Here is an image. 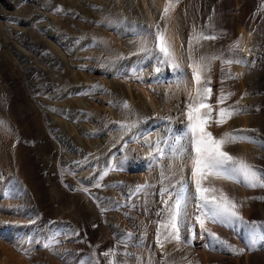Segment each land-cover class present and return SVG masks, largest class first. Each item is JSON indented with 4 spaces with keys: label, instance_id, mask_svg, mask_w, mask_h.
Returning a JSON list of instances; mask_svg holds the SVG:
<instances>
[{
    "label": "rangeland",
    "instance_id": "rangeland-1",
    "mask_svg": "<svg viewBox=\"0 0 264 264\" xmlns=\"http://www.w3.org/2000/svg\"><path fill=\"white\" fill-rule=\"evenodd\" d=\"M132 2L136 12L141 11L138 0H132ZM161 2L163 4V0ZM164 5L166 6L165 1ZM120 7H123V3H120ZM37 9L41 11L37 13ZM173 11H175L174 25L177 28V34L180 36L182 31V36L187 40L192 34L193 26H196L192 19V12H196L199 15L196 28L203 29L206 35L219 37L216 40L204 41L203 47L197 48L196 55H211L223 51L225 58L231 57L243 61L233 63L231 69H237L250 62L248 60L250 53L247 50L235 53L227 51L228 46L233 44L231 42L240 31L244 33L249 31V37L252 39L264 38V0L263 5L260 6L252 3L247 12L242 9V3L237 5L236 0H180ZM135 16L141 18L143 14L139 16L135 13L127 18L118 7L112 6V0H0V53L3 55V61L0 55V67L3 65L0 75L1 71H9V75L17 79L11 85L9 83L5 85V81H1L3 77L0 79V102H5V106L9 102L10 107L11 103L15 102L13 117H9L5 109L0 107V117L8 121L14 132V143L11 148L13 158L0 157V219L3 218L6 221L5 225L1 226L0 220V257L18 256L27 259L30 264H50V259L54 258L52 254L54 244L52 248L44 247V244L49 241L45 237L46 233L54 226L57 217L62 216L66 207L73 202L61 201V197L67 191V199H75V193L79 195V191H83L86 196L95 197L101 215L97 217L90 211L91 221L88 225L82 226L78 232H73L71 225L58 226L55 229L60 234L65 233L63 237L76 236L80 242L81 246L77 249L82 254L78 264H107L102 253L108 249H114L124 264H142L145 235L138 237L139 228L132 223L137 221V216L141 217L144 223L142 203H146L149 212L155 215L154 224L158 229V222L164 218L158 216V213L165 208L162 201L169 199V196L161 190L167 188L173 199L175 198L180 188L181 177H185L181 168L183 164H190V159L187 144L178 141L179 135H185L186 125L177 134L175 130L165 132L169 120L181 123L182 117L186 119L185 113L176 109V104L179 103L182 109L187 110L184 107V94L178 93L181 86L180 80L171 75L154 81L151 85V92L156 99L153 106L140 100L141 81L138 77L152 63L155 49L150 47L144 59L138 62L129 49L122 47L124 49L115 54L114 50L113 52L106 50L92 39L91 35L98 33L100 28L113 33V30H120V25L123 24L128 29H132L131 25L134 21L141 25V19H135ZM209 24L211 27H207ZM255 28L258 29L257 33ZM146 30L147 28L144 27L140 34L130 35L128 38L141 36ZM35 31H37V37H33ZM251 38L249 39L252 40ZM39 39H43L45 45ZM120 40L122 45L129 43L127 37L123 35ZM131 44L134 43L130 42L129 45ZM27 51L31 57L27 55ZM61 61H67L69 67L65 69ZM182 61L184 67L191 68L188 56ZM225 68H227L226 65ZM250 73H253L252 69ZM231 74L235 76L234 71H231ZM211 77L212 95L208 103L212 104L215 117L219 107L235 106L236 99L244 88L238 78H227V74L223 84L221 83L220 60L213 62ZM116 78L127 79L132 84L133 100L118 92L121 88ZM220 86L225 93H235L223 105L216 103L221 90ZM3 87L11 89L7 96ZM162 90L168 95V101L161 99ZM176 100L182 102H176ZM159 103L165 106L168 116L161 119L159 125H154L153 108L162 111ZM125 104L130 107H125ZM11 108L13 111V107ZM23 110L29 111L27 119ZM238 115L233 116L221 126L213 122L209 131L219 137L227 126L235 130L238 126L236 121ZM17 117L21 119V123L17 121ZM31 119L35 127L45 131V137H41L39 131H35L37 137H31V131H33V125H29ZM149 119H152V126L147 128ZM66 123H69V127L65 126ZM72 124L76 125L75 129L71 128ZM152 131L159 132L164 139L159 142L158 148L153 152L155 159L154 163L150 164L147 161L152 152L149 149L148 138ZM262 135L264 138V132ZM104 136L113 138L121 136L126 142L125 152L106 144L103 149L98 150L91 161L82 160L78 156L83 146L77 139ZM47 143L53 147L55 151L53 155L49 153L51 147H47ZM40 147L43 151H39ZM19 153L33 155L31 165L29 161L27 163L23 161V165H29V171L25 173L31 177V180L22 175ZM43 159L49 161L51 165L47 167L45 165L47 162ZM39 161L41 165L35 169ZM260 168H264V165ZM144 169H148L147 174L150 175L147 187L141 192H136L132 204L127 202V196L124 197V202L118 204L113 194L107 193V189L112 191L117 188L123 195L126 182L133 179L127 178L126 175H135L134 178H136L144 172ZM37 171H39V179H35ZM105 172L107 175H104ZM84 173H90L89 179L83 178ZM49 179H53V183ZM69 179L75 183H71ZM41 181H45L43 187L49 195L46 201L45 197L43 201L37 199L41 197L39 193L41 187H37V183L41 185ZM58 183L59 187H57ZM240 185L242 197L236 200L242 202L240 211L244 219L264 221V200L250 199L264 196V189H252L243 183ZM189 186L191 183L188 184L184 193L186 196L184 220L187 221L181 231L182 237L185 235L184 229L192 228L191 215L194 217L199 212V200L194 195L195 186L192 193L188 189ZM59 189H63V193H59ZM229 189L232 190L231 188L227 190ZM227 192L230 197L238 195L234 187L232 192ZM27 200H30L33 206L30 211L23 207L28 205ZM121 217L125 222L129 221L126 226H121ZM194 226L193 235L191 231L187 232L189 237H193L192 244L188 247L182 246V250H176L172 243H165L162 251L157 241L153 244V249L163 255L159 259V264H166L165 252L169 254L168 262L175 261L179 264L182 258L193 255L194 251H197L194 262L198 261V264H264V246H262L264 242L257 241L255 250H249L251 234L244 225L237 223L235 227H229L218 223H207L208 228L217 233L221 240L227 241L238 249H244L242 255L233 254L230 249L220 243H215L214 246L210 245V240L204 243L203 238L197 234V226ZM112 228L116 233L112 239H109L105 230ZM63 237H60L62 247L70 244L69 241L62 240ZM216 246L224 247L229 251L227 254L224 252L220 254L230 259L219 261L217 258L219 251L211 250V247ZM71 255L70 253L64 256L67 264L75 263L76 258ZM59 260L62 261L57 259ZM62 263L66 264L63 261Z\"/></svg>",
    "mask_w": 264,
    "mask_h": 264
},
{
    "label": "bare ground",
    "instance_id": "bare-ground-1",
    "mask_svg": "<svg viewBox=\"0 0 264 264\" xmlns=\"http://www.w3.org/2000/svg\"><path fill=\"white\" fill-rule=\"evenodd\" d=\"M164 1L166 4L167 0H163V4L161 0H138V2L140 3L139 6H141L140 7L141 11L136 12L132 0H125V1L124 0H112V6L118 7L120 12L123 13L127 18L129 16H133V14L135 13H137V15L139 16H142L143 14L141 18H138L137 16H135L136 17L135 19L137 18L141 19V25L137 24V21H134L132 22V25H131L132 29H128V27H126L125 24H123V25H120L121 26L120 30L118 31L113 30V33H110L107 30L100 28V31L98 33H93L91 36L94 42L102 45V47H104L106 50H111V52H113L114 50L115 54L120 53L121 49H124L122 47H125V49H129V52L132 53L133 57H136L138 62H141L144 59V55L146 54L148 49L150 47H153L155 49V55L152 58V63L149 65L147 70L144 73L139 74V77H138V79H140L141 81V86L139 87V94H140L141 102H145L147 105L151 104L153 106V102H155L156 99L154 97V94L151 92L152 83L154 81H157L159 79L172 75L175 78L180 80L181 86H179L180 91H178V93L184 94V102H185L184 107L187 108V105L189 103V93L194 94L195 87H196L195 81L192 77V69L186 68L188 66L184 67V64L182 61L183 58L187 56L188 40L184 36H182V31H180V34H181L180 36H178L177 34V28L174 25V22L176 19L174 15L175 11H172L166 20L161 19V16L163 15V9L165 6ZM120 3H123L122 8L120 7ZM236 3L237 5L242 3V9H244V11L247 12L249 11V7L250 5H252V3H255L257 6H260V5H263V0H236ZM196 6L197 5H195V7ZM111 10H112V7H111ZM39 11L41 10L37 9V13H39ZM115 16H117V14ZM198 16L199 15L196 12L194 11L192 12V19H194V23H196V27H198ZM157 24H159L161 28L167 27L168 29V35L171 37L175 55H176V63L179 65L178 68H173L171 62L165 63L163 55L159 52L158 47H156L157 29L155 25ZM144 27H146L147 30L144 31L141 36H134V37L128 38V36L130 35L140 34L141 30ZM29 29H31V27H29ZM257 30L258 29L255 28L256 33H257ZM5 31H7V29H5ZM248 32L249 31H247L246 33ZM0 33H1V29H0ZM246 33H244V31L243 32L240 31V33L237 35L235 40L231 42V43H234L235 41L239 40V51L247 50V52L250 53V56L248 57V60L250 62L245 63V65H243L242 67L240 66L237 69H233V68L231 69V71H234L235 74H238V73L242 74V75H239L238 79L241 81V86L244 88L240 91V95L236 99V101L240 102L238 106L242 109V111H240L239 115L236 117V121L238 124L236 129H245V130L255 129L256 130L255 132H245L241 134L255 136L256 138L259 139V138H263L262 133L264 132V38L256 39L254 37L255 39L254 38L252 39L251 37H249L250 32L248 33L249 35ZM29 35H31V33H29ZM122 35L124 37H127L129 43L131 42L134 44L129 45L128 43V44L122 45L121 40H120ZM5 37H7V35H5ZM33 37H37V31L33 33ZM249 38H251L253 41L250 40ZM39 41H41V43L45 45V41H43V39H39ZM17 47H19V43H17ZM27 55L31 57L29 51H27ZM57 59H61V57H57ZM1 61H3V55H1ZM61 63L65 65V69L69 67V65H67V61H61ZM1 67H3V65H1ZM251 69L253 70V73H250ZM252 74L253 76H251ZM1 77H3V79H1ZM0 79L1 81H5V85H7V83L11 85L13 81H17L15 77H11V75H9V71L8 72L1 71ZM116 81L118 82L121 88L118 90V92L120 94L123 93L130 100H133L134 96H133L132 84L129 83L127 79L116 78ZM17 85H19V83H17ZM211 85H212V77H211L210 88H211ZM20 90L21 89H19V91ZM3 91H5V94L7 96V93H9L11 89H9V87H3ZM13 93H15V91H13ZM245 93H248V94L245 95ZM161 94H162L161 99H165L167 101L169 100L166 92L162 90ZM1 101H3V99H1ZM157 102H161V101H157ZM176 102H182V101L176 100ZM13 103H11V107H13V111H12V108L10 107L9 102H7L6 106H5V102H0V107H3V109H5V113H7L9 117H13V113H15V105H13ZM159 105H160V110L162 111H159L157 108H153V111H154L153 120L155 121L154 125H159V123L161 122V119L162 118L165 119V117L168 116V112L165 110V106L161 103H159ZM257 108H259L258 111H257ZM176 109H178L179 112L180 111L183 113L186 112L185 109L181 108V105L179 103L176 104ZM27 113H29V111H25V119L29 117ZM13 121H14V118H13ZM17 121L21 123V119H19V117H17ZM0 122H3V123H0V157L13 158V154L11 152V148L14 143L13 129L11 125L8 123V121L4 119L3 117H0ZM148 122L149 123H148L147 128L152 126V119L151 120L149 119ZM186 123H187V118L185 119L184 117L181 118V123L177 121L174 122V121L169 120L165 128V132L168 131L169 133L170 130L172 131L175 130V134H177L180 131H182V128L185 127ZM29 125H33V119L29 121ZM65 126L69 127V123H66ZM71 128L75 129L76 125L72 124ZM35 131H39V135H41V137H45V131L43 130L41 131V129H39V127H35V125H33V131H31V137H37V133H35ZM232 131L233 130L231 126H227L224 130V132H232ZM47 133H49V129H47ZM73 139H77V137H73ZM148 139H149V149L152 153L151 155H149L147 162L150 164H153L154 163L153 161L155 159L153 152L156 151V149L159 146V142H161L164 139V137L160 135L159 132L152 131ZM77 141H79V143L83 146V150L81 153H78V156L81 157L82 160H86V161L93 160V158L97 155L98 150L103 149L106 144L111 145L115 149L124 150L125 152L124 147L126 145V142L121 136H117L115 138L105 137V136L102 138H93V139L81 138V139H77ZM178 141L185 142L187 144V138L185 135H179ZM19 147H21V145H19ZM47 147H51V145L47 143ZM39 151H43V149H41L40 147ZM226 151H228L232 155L237 154V156L244 157L247 161L255 164L258 168H260L261 165H264V147H262L259 143L240 141V142L228 145L226 147ZM128 152H130V150ZM29 153H25V154L23 153V155L19 153V161H21V171H23L22 175H25L26 178L29 177V175H27L25 171H29V165H31V159H33V155H29ZM49 153H51V155L55 153V151H53V147H51V151H49ZM24 155L25 157H27V159H25ZM142 160L143 158L141 159V161ZM23 161H25V163L29 161V165H23ZM43 161H45V159H43ZM45 162H47L45 163L47 167L51 165L49 161H45ZM39 165H41V161H39V163L35 165V169H37ZM181 169H182V172L184 173L185 178L190 179V164H183ZM147 171L148 169H144V172L141 173L140 175H137L136 178H134L135 175H126L127 178H133V179H129L126 182V185L123 189V192H124L123 195L122 193H120L121 191L119 192L117 188H115L112 191L107 189V193L113 194L118 204L119 203L121 204V202L124 200V197L126 196L128 197L127 202H129V204H132L135 198V194L137 192L136 191L137 185L147 184V182L149 181L150 175L148 176ZM39 177H40L39 171H37V175H35V179H39ZM88 177H90V173L83 174L84 179H87ZM53 179H55V177H53ZM53 179H49V181L53 183ZM29 180H31V177H29ZM69 181H71V179H69ZM71 183H75V181H71ZM214 184L217 188H222L227 194H229V192L227 191L232 192L233 187H234L238 193V195H236V197L234 198L238 199V197H242L240 183L233 184L230 180H215ZM227 184H230V185H227ZM43 185H45V181H41V185L37 183V187H41V189H39V193H41V197H37V199H41V201H43V197H45V201H46V198L49 195L47 191H45V187H43ZM224 185H226L227 189L231 188L232 190L226 189L227 190L226 191L225 190L226 187H224ZM193 186L194 185L191 184V186L188 187L191 193L193 190ZM57 187H59V183L57 184ZM67 189H69V187H67ZM69 191H71V189H69ZM97 191H101V189H97ZM59 193H63V189H59ZM73 193H75V191H73ZM35 195H37V193H35ZM141 195H143V193H141ZM53 196L55 198V193H53ZM27 201L29 202L28 205H24L23 207L26 208L28 211H30L33 206L30 204V200H27ZM53 201H57V199H53ZM61 201H73V202L68 207H66V209L63 211L64 214L62 216L57 217L56 223L54 224V226H52L50 230L48 229L46 233L45 237H47L48 240L49 238L54 236V239L56 241V243H54V247L53 248L51 247L54 258L52 257L50 259V264H63L62 261L66 263L64 256L70 253L72 254L71 255L72 257L76 258L74 264H78L79 257L82 254V252L78 250L79 247L81 246L80 242L78 241L76 236L75 237H69V236L63 237L65 233L60 234L55 229L58 226L66 227L65 225H71L72 229L74 230L73 232H78V230L81 229L82 226L88 225L89 222L91 221L92 216H89L90 211L91 213L93 212L94 215L96 214L97 217L98 215H101V211H100L97 201L95 200V197L92 195L86 196L85 193H83V191H79V195L75 193V199H67V191H65V195L61 197ZM144 202H145V199H144ZM194 207L197 208V206H194ZM142 211L144 215V223H142L141 221L142 218L141 217L139 218L138 216H137V221H133L132 223L133 225L139 228V232L137 233L138 237L142 236L143 234L146 237V239L144 237L145 247L143 248L144 255L141 257V262L142 264L143 263L144 264H159V259L163 255L153 249V244L157 241L156 240L157 239V228L155 227V224H154L155 215H152L149 212V208L146 203H142ZM197 215H199V212H197L194 217L193 215H191L192 217H190V220L191 222L192 221L193 222L190 224L192 228L189 230L191 231V234L193 235L194 234L193 225L197 226V229H198L197 234L200 237H202L203 238L202 241L206 243L207 241L210 240V238L206 234H202L199 224L195 221V217ZM0 220L2 224L1 226L5 225L6 223L5 219L1 218ZM128 222H125L124 219H122L121 217L120 224L122 227L126 226ZM105 231L107 233V238L109 239H112L114 233H116L114 228L105 230ZM60 237H63L62 240L64 241H69L70 244L68 245L66 244L64 247L60 246V242H61ZM85 246L87 245L85 244ZM211 250L219 251L217 255V258L219 259V261L223 262L224 259L226 260L230 259V257L223 256L220 254V252L221 253L224 252L226 254L229 253V251L225 250L224 247H220V246L211 247ZM196 254H197V251H194L193 255L188 256L186 259H182L179 264H186V261L194 262ZM57 259H61L62 261L60 260L57 261ZM0 264H30V263L28 262L27 259L21 258L18 256H4V257H0Z\"/></svg>",
    "mask_w": 264,
    "mask_h": 264
},
{
    "label": "snow or ice",
    "instance_id": "snow-or-ice-1",
    "mask_svg": "<svg viewBox=\"0 0 264 264\" xmlns=\"http://www.w3.org/2000/svg\"><path fill=\"white\" fill-rule=\"evenodd\" d=\"M179 3L180 0H167L161 19L166 20ZM209 19L211 20V17ZM155 27L157 29L156 47L163 55L164 62H171L173 68H178L179 65L176 63V55L167 27L161 28L159 24L155 25ZM207 27H211V24ZM218 38L217 35H206L203 29H197L195 25L193 26L192 34L189 36L187 56L188 60L191 61L189 67L192 69V77L196 85L194 94L189 93V103L185 112L187 118L185 136L190 159V180L183 176L181 177L180 188L176 192L174 199L167 188L161 190L169 196L168 200L162 201L165 208L158 213V216L164 217L158 222L159 226L157 229V244L162 251L165 243L174 244L176 250H182L181 246L188 247L191 244L192 237L187 235L190 230L184 229L185 235L183 237L181 235L185 224L184 217L186 216V196L184 193L189 183L195 186L194 195L199 200V215L195 217V221L199 224L202 234H206L210 238V245L214 246L215 243H220L236 255H242L244 252V249H238L227 241L221 240L217 233L207 227L208 222L229 227H235L237 223H240L247 227L251 234L249 250H255L257 241L264 242V221H246L240 211L242 202L230 197L222 188H217L214 184L215 180H230L235 183H243L252 189H264V168H258L244 157L232 155L226 151L228 145L240 141L259 143L264 147V138L258 139L251 135L241 134L255 132V129H236L232 132H224L219 137L214 136L209 131L213 122L217 126H221L242 111L238 107L240 102L237 101L235 106L219 107L214 117L213 106L208 103L212 95L210 84L214 61H221L222 84L225 74L230 79L238 78L239 75H242L238 73L233 76L231 74V65L233 63H242L243 61L231 57L225 58L223 51L211 55H196L197 46L203 47L204 41ZM227 51L229 53L238 52L239 40L229 45ZM225 65L227 68H225ZM247 94L245 93V95ZM233 95H235L234 92L225 93L223 87H221L220 94L216 99L217 105H223ZM125 107H130V105L125 104ZM258 110L259 108H257ZM104 175H107V172ZM145 187H147L146 184L137 185L136 191L141 192ZM250 199L264 200V196L251 197ZM54 243L56 241L53 236L49 238L48 243L44 244V247L51 248ZM102 255L106 258L107 264H124L114 249H108ZM125 255H128V253H125ZM168 255V253H165L166 264H176L175 261H167ZM109 257L111 259H108ZM186 264H198V261H186Z\"/></svg>",
    "mask_w": 264,
    "mask_h": 264
}]
</instances>
